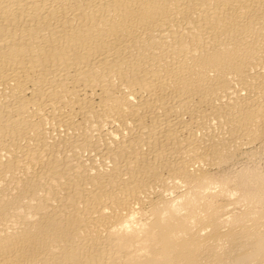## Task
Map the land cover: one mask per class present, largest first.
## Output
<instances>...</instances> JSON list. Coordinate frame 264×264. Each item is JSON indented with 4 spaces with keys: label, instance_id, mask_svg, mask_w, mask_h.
<instances>
[{
    "label": "bare ground",
    "instance_id": "1",
    "mask_svg": "<svg viewBox=\"0 0 264 264\" xmlns=\"http://www.w3.org/2000/svg\"><path fill=\"white\" fill-rule=\"evenodd\" d=\"M0 264H264V0H0Z\"/></svg>",
    "mask_w": 264,
    "mask_h": 264
}]
</instances>
